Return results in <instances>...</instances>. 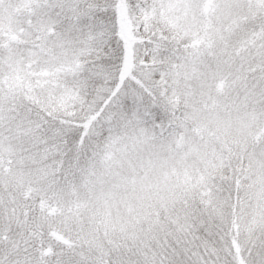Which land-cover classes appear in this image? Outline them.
<instances>
[{
  "label": "snow or ice",
  "instance_id": "obj_1",
  "mask_svg": "<svg viewBox=\"0 0 264 264\" xmlns=\"http://www.w3.org/2000/svg\"><path fill=\"white\" fill-rule=\"evenodd\" d=\"M0 264H264V0H0Z\"/></svg>",
  "mask_w": 264,
  "mask_h": 264
}]
</instances>
